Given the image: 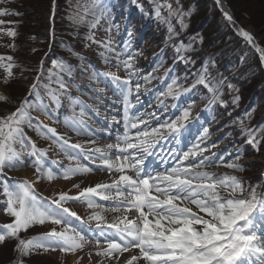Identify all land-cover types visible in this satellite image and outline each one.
I'll return each instance as SVG.
<instances>
[{
	"label": "snow or ice",
	"instance_id": "6c2138e0",
	"mask_svg": "<svg viewBox=\"0 0 264 264\" xmlns=\"http://www.w3.org/2000/svg\"><path fill=\"white\" fill-rule=\"evenodd\" d=\"M176 2V9H173L172 3L167 0L157 3L155 14L158 18L165 19L161 12L166 8L169 16L175 15L182 27L186 28L184 17L188 13L181 11L179 0ZM216 4L220 5L221 0H216ZM107 10L104 0H75L72 19L74 24H87L90 29L88 39L110 52V41H97L91 33V29L97 28ZM221 11L227 21L235 24L229 12L224 11L223 7ZM10 14L18 15L8 10H0V15ZM4 23L5 21L0 20V24ZM169 30L171 31V27ZM236 31L255 48L261 63H264V48L259 47L254 36L244 28H237ZM0 32L13 38L17 35L12 28H0ZM202 39L201 37V41ZM182 48L187 51V48L181 45L177 52ZM68 50L72 51L71 48ZM101 56L105 63L109 62L104 52ZM121 65L129 73L135 71L131 55L127 60H118L117 67ZM15 67L12 56H0V69L4 71L0 83L7 85L10 82ZM37 73L27 96L19 101L15 110L0 116V194L5 198L4 213L13 218L10 223L0 225V245L9 240L15 241L13 251L16 258L11 260L10 264H25L24 257L49 251L59 250L75 255L89 244L95 245V255L107 258L110 264H264V187L257 192L259 185L246 186L245 182L235 175H218L198 170L218 166L216 161L202 155L209 150L208 146L200 147V143L207 137V128L203 129L204 135L200 141L182 155L175 154V149H169V155H174L176 160V164L170 169L152 175L145 167L146 158L153 155V150L158 144L175 139L182 132L184 122L190 118L189 109H183L175 118L152 126L149 120L159 121L155 112L149 113L147 118L140 113L130 115L131 79L121 80L114 73H109L107 75L111 76L112 83L119 89L118 97L123 105V133L117 134V143L114 145L89 149L83 154L73 153L72 150L82 149V146L70 145L55 128L43 123L39 118L42 114L46 119L58 121V117L53 114V106L56 109L61 107V96L65 95L67 90L61 74L71 75L72 67L61 59L52 61L47 83H42L43 61L40 62ZM144 79L148 81L151 77L146 76ZM195 83L203 85L213 93V100L219 99L218 89L207 79V66ZM53 84L57 87L54 88ZM41 86L49 97L50 104L44 103L38 90ZM135 87L138 91L139 83H136ZM179 87L177 80L173 79L167 85V92H162L161 95L175 98L179 95ZM228 87L232 89L233 85L229 84ZM235 99L239 100V97ZM9 102L10 98L0 93V103ZM71 104L73 111L76 106L80 107L81 118H66L64 123L78 135L94 134L83 119L87 106L79 99H71ZM160 107H163V101ZM33 112L37 115L34 116ZM113 122L120 123L115 117ZM25 129L34 131L43 139L51 140L69 160L77 161L76 166L62 170L53 167L58 162H49L46 159L47 150L37 148ZM247 143L258 147L259 140L255 132H248ZM93 158L101 161L96 170L107 171L110 175L118 174L111 183H97L85 187L76 195L60 191L52 197H43L36 192L35 185L41 180H69L77 175L91 173L93 168L81 165L79 160ZM239 158L237 156L235 160L238 161ZM220 163H223L222 158ZM224 166L235 171L243 170L235 161ZM18 168L34 169L35 179L9 183L5 170L15 171ZM79 187V184H73V188ZM97 198L99 201L112 203L106 208ZM68 202H80L92 210L89 220L97 222L98 236H87L83 230L73 225L71 218L80 217L65 207ZM106 211L119 215L113 216L109 222L104 215ZM46 224L61 227L59 230L52 227L28 239L21 236L22 232H27L34 226ZM133 249H138V253H133ZM125 253L129 255L124 256ZM92 254V251L87 253L89 258ZM81 258L77 257V264ZM98 264H103V260Z\"/></svg>",
	"mask_w": 264,
	"mask_h": 264
},
{
	"label": "rangeland",
	"instance_id": "374dc122",
	"mask_svg": "<svg viewBox=\"0 0 264 264\" xmlns=\"http://www.w3.org/2000/svg\"><path fill=\"white\" fill-rule=\"evenodd\" d=\"M59 1L55 0V6H53V0H15L14 2L0 0V10L18 13V15H0V20L5 21L4 24H0V28L5 30L12 28L17 33L13 38L0 32V56H12L16 64V67L13 69L14 76L10 82L7 85L0 83V93L6 94L10 98L9 104L15 103V107L18 106L19 102L16 104L17 101L13 95H19V97L22 95V98L27 96L30 85L35 82L34 79L32 81V76L35 75L33 73L37 71L38 64L41 61L45 64L48 61V57L53 54L54 40L56 38L54 35L55 26L53 27V24L60 16L58 13L54 15V12L56 13L59 10ZM130 1L132 4H129ZM64 2L68 3L70 7L68 9L69 15H64L67 20L65 25L67 24L74 29L75 26L79 25L74 24L72 19L75 0H64ZM104 2L108 10L97 28L93 29L92 34H94L97 41H110L112 51L106 52L101 45L90 41L88 46L89 53L83 64L84 68L88 70V73H85L83 75L84 77H81L83 81L81 90L89 95V91L92 89L95 91V96L89 95V97L87 95L89 99H86L83 95V98L81 95L79 98L73 97V99H79L83 102V105L87 106L85 108L86 115L83 119L87 121L89 129L93 130L94 134L78 135L64 123L66 118L73 116L81 118L79 116L80 107L76 106L75 111H73L72 104L68 107L70 112L66 111L61 113L58 121L46 119L42 114L39 115L40 120L48 126L55 128L57 133L64 136L70 145L80 144L82 146V149L72 150L73 153L83 154L87 153L89 149H95L97 147L105 148L109 144H116L117 134L123 133V105L121 98L118 97L119 89L112 83L111 76L107 75L114 73L121 80L131 79L132 81V94L129 97L132 103V107L129 109L130 115L140 113L147 118L149 113L155 112L159 117V121L155 119L149 120L152 126H156L158 122H163L166 119L175 118V116L181 114L183 109L187 108L190 110V118L184 122L185 127L177 136L178 147L174 146L173 139L162 141L155 147L156 151L152 159H155L160 153L166 154L169 157V149H175V154L182 155L183 152L188 151L200 141L204 135L203 129L207 128V137L200 143V147L208 146L209 150L202 155L208 156L209 159L216 161L218 166L198 170H206L218 175L225 173L235 175L244 181L246 186L259 185L257 192H260L261 188L264 187V139L259 140L258 147H253L247 143V136L250 129L245 134H242L241 131L240 135L236 137L229 135V129L226 130L229 123L214 119L211 110L206 109L205 105H202L199 97L191 95L193 88L190 86L178 88L179 95L175 98L161 95L162 92H167V85L171 83L173 75L169 76L171 72L170 62H165L163 59L160 60L154 51L156 39H153V37L155 30H153L149 20L150 16L157 17L155 8L152 13L141 10L138 0H122L117 3L115 0H104ZM15 6L16 9H14ZM121 6H123L122 10L118 12L117 7ZM163 10L165 11L167 9L165 8ZM127 14L131 19L129 18L125 22H121V17ZM9 21L14 23H8ZM240 22H243L245 25L248 24L246 21ZM230 25L232 27L231 23ZM252 29L258 42H263L264 32H258L253 27ZM9 45H14V47H10ZM262 47L264 48V46ZM33 49L36 51H33ZM102 52L109 58L108 63H105V60L101 56ZM129 55L132 57L133 67L135 69L131 73L126 71L122 65L117 67L118 60H127ZM45 70L44 67V73ZM3 76L4 71L0 69V80H2ZM146 76H150L151 79L146 81L144 79ZM136 83L140 85L138 91L135 87ZM161 101H163V107H160ZM263 101H260L257 110H254V115L258 118L264 116ZM44 103L50 104L51 101ZM9 107L11 106L5 105L4 103L2 107L0 106V110L9 112ZM55 109L53 106V112ZM242 114H244L242 115V117L244 116L243 118L241 114L239 116L234 115V120L237 118V122L240 123L246 117L245 113ZM54 115L58 116L56 114ZM113 117L120 121V123L113 122ZM25 131L27 132L26 129ZM255 133L256 136L259 134L258 131ZM28 136L35 141L37 148L47 150L46 159L49 162H58L53 165L56 169L62 170L76 166L77 161L69 160L67 155L61 152L59 147L51 140L41 138L34 131H31ZM91 141H95V143H91ZM172 143L173 146L171 145ZM213 144L216 146L211 147ZM246 145L249 147L247 153H245ZM237 156L240 157L238 161L235 160ZM220 158H222L223 163H220ZM168 161L171 163L166 169H170L176 164L174 155H170ZM233 161L239 163L243 170L235 171L224 166ZM79 163L93 168V171L88 174L74 176L69 180L57 179L52 182L41 180L35 185L36 192L43 197H52L54 193L60 191L68 192L70 195H76L85 187L94 186L97 183H111L115 175H118H110L107 171L96 170L97 166L101 164L99 159H80ZM23 171H28L30 177L23 175ZM34 172L35 170L31 168H18L15 171L5 170V176L8 182L11 183L16 180L35 179ZM73 184H79L80 187L73 188ZM4 199V196L0 194V225L10 223L13 219L4 213ZM97 200L99 203L104 204L106 208L112 203L99 201V198ZM65 207H68L70 211L75 212L80 217V219H76L75 217L71 218L75 227L83 230L87 236H98L96 232L97 222L89 220L92 210L80 202H68L65 204ZM192 207L194 208V206ZM96 211H99V209H96ZM109 212L106 211L104 215ZM52 227H57V230H59L61 226H53L50 224L34 226L27 232H22L21 236L28 239L32 236L40 235ZM14 244V240H9L5 244L0 245V264H10V261L16 258V253L13 251ZM94 248V244H89L83 251L75 255L72 253H62L57 250L54 252L49 251L41 255L24 257L23 259L25 264H77V257H82L79 259L78 264H98L101 260H103V264H110L107 258L95 255ZM89 251L93 252L91 258L87 255Z\"/></svg>",
	"mask_w": 264,
	"mask_h": 264
},
{
	"label": "trees",
	"instance_id": "16d2710c",
	"mask_svg": "<svg viewBox=\"0 0 264 264\" xmlns=\"http://www.w3.org/2000/svg\"><path fill=\"white\" fill-rule=\"evenodd\" d=\"M14 1L10 0V2ZM120 1L122 0H115L116 3ZM159 2H165V0H138L141 10H146L149 13H152ZM167 2L172 3L173 9L178 7L176 0H167ZM226 2L237 20L246 21L256 31L264 32V0H226ZM129 4L132 2L130 1ZM179 6L181 11L188 13L184 17L186 28L182 27L175 15L169 16L167 10L161 12L165 19L150 16L149 20L155 30L154 51L160 60L170 62L169 76L173 75L171 82L176 79L179 86L183 88L195 84L191 95L199 97L201 103L209 104L208 107L214 119L232 124H228L226 129H229V135L236 137L240 135L241 131L242 134H245L250 129L253 132L258 131L257 140L264 139V116L258 118L254 115V110H257L260 101L264 100V68L256 51L235 32L215 0H179ZM122 7H117L118 12L122 10ZM69 8L68 3H65L64 0L58 2L59 10L54 12V15L58 13L60 16L53 24L56 37L55 43L53 42L55 44L54 51L48 57V61L43 64V69L45 67L46 70L42 83L48 82L47 76L49 69L52 68V61L61 59L72 67L71 75L61 74L67 85V90L66 94L61 96V107L55 109V114L58 117L61 113L70 112L68 107H70L73 97L79 98L80 95L85 97L87 95L81 90L83 85L81 77L88 73L83 64L89 53L90 29L87 24H77L78 26H75L74 29L65 25L67 20L64 15H69ZM129 18L130 16L127 14L122 16L120 21L125 22ZM92 32L93 29H91ZM260 43L264 46V41ZM181 45L187 48V51L182 48L180 52H177V48ZM69 48L72 49L71 52L68 50ZM39 66L40 63L37 69ZM205 66H207V79L218 89L219 99L217 100H213V93L209 92L207 88L195 83ZM33 74L35 77L32 76V81L33 79L35 81L38 73L36 71ZM229 84L233 85L232 89H229ZM52 86L57 87L55 84ZM38 90L44 102L50 101L42 86ZM89 93L94 94L92 90ZM13 96L17 101L16 104L22 98V95L19 97L14 94ZM237 96L239 100L235 99ZM6 104L11 106L9 107L10 111L0 110V116L14 111L15 103ZM2 105L4 103H0L1 107ZM242 113H245L244 119H242L244 117H242L244 115ZM32 114L35 116L37 113L33 112ZM240 114L242 120L238 123L237 118L234 120L233 116ZM26 130L30 135L32 130ZM248 148L246 145L245 153Z\"/></svg>",
	"mask_w": 264,
	"mask_h": 264
},
{
	"label": "water",
	"instance_id": "95a60500",
	"mask_svg": "<svg viewBox=\"0 0 264 264\" xmlns=\"http://www.w3.org/2000/svg\"><path fill=\"white\" fill-rule=\"evenodd\" d=\"M215 1H216V0H215ZM218 6H219V9H220V10H221V7H223L224 11L229 12V14L233 17V20H234L235 24H232V23H231V24H232V27H233V29L235 30L236 33H237V31H236L237 28H244L245 30L249 31V32L254 36V38H255V42L259 45V47L263 48V47L261 46V44L258 42V40H257V38H256V36H255V34H254V30L252 29V27H251L249 24L245 25L243 22H240L239 20H237V18H236L235 15H234V12H233L232 9L228 6L226 0H221V4L218 5ZM242 38H243V37H242ZM254 49H255V48H254ZM255 51H256V50H255ZM257 53H258V52H257ZM258 56H259V53H258ZM262 66H263V68H264V63H262Z\"/></svg>",
	"mask_w": 264,
	"mask_h": 264
},
{
	"label": "bare ground",
	"instance_id": "6f19581e",
	"mask_svg": "<svg viewBox=\"0 0 264 264\" xmlns=\"http://www.w3.org/2000/svg\"><path fill=\"white\" fill-rule=\"evenodd\" d=\"M22 174L30 177V173L28 171H23ZM115 215H119V214L118 213L109 212L105 216L108 218L109 222H111L112 217L115 216ZM132 251H133V253H138V249H133ZM128 255H129V253H125L124 254V256H128ZM121 259H123V257H121Z\"/></svg>",
	"mask_w": 264,
	"mask_h": 264
}]
</instances>
